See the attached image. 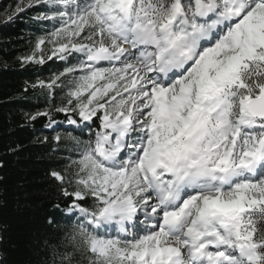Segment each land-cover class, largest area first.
<instances>
[{
	"label": "snow or ice",
	"instance_id": "snow-or-ice-1",
	"mask_svg": "<svg viewBox=\"0 0 264 264\" xmlns=\"http://www.w3.org/2000/svg\"><path fill=\"white\" fill-rule=\"evenodd\" d=\"M25 8L51 27L21 64L63 63L26 118L80 133L49 172L70 227L45 264H264V0Z\"/></svg>",
	"mask_w": 264,
	"mask_h": 264
},
{
	"label": "trees",
	"instance_id": "trees-1",
	"mask_svg": "<svg viewBox=\"0 0 264 264\" xmlns=\"http://www.w3.org/2000/svg\"><path fill=\"white\" fill-rule=\"evenodd\" d=\"M16 2L0 0V264H45L44 241L70 227L63 213L50 211L58 191L49 172L63 170L67 162L71 142L66 133H80L64 126L55 132L44 117L26 118V113L49 107L46 90L31 85L38 78L47 80L63 63L21 64L18 58L29 54L36 37L51 25L36 20L38 8L15 12ZM55 119L64 116L56 114ZM57 134L65 137L60 145L52 139ZM88 135L85 130L81 139ZM49 216L57 226L47 223Z\"/></svg>",
	"mask_w": 264,
	"mask_h": 264
},
{
	"label": "rangeland",
	"instance_id": "rangeland-1",
	"mask_svg": "<svg viewBox=\"0 0 264 264\" xmlns=\"http://www.w3.org/2000/svg\"><path fill=\"white\" fill-rule=\"evenodd\" d=\"M27 3V0H23V2H22V0H17V2L13 5V10L15 11V12H17V10H16V8H17V5L19 4L22 8L25 6V4ZM57 121H63V120H57ZM61 126H64V127H74V126H72V125H68V124H66V123H64V124H62ZM60 126V127H61ZM48 127V126H47ZM60 127H56L55 125H53V126H51V127H48L49 129H51V130H53V129H55L54 131L55 132H57L59 129H60ZM86 131H88V130H86Z\"/></svg>",
	"mask_w": 264,
	"mask_h": 264
}]
</instances>
